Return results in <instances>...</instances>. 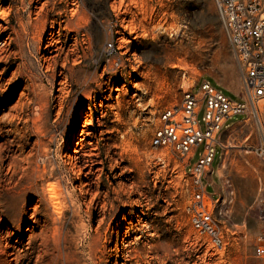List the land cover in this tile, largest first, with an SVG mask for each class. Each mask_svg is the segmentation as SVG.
<instances>
[{
    "label": "rangeland",
    "instance_id": "rangeland-1",
    "mask_svg": "<svg viewBox=\"0 0 264 264\" xmlns=\"http://www.w3.org/2000/svg\"><path fill=\"white\" fill-rule=\"evenodd\" d=\"M0 49V264H261L252 107L203 179L219 168L220 246L190 213L204 145L187 168L155 142L162 113L205 81L241 100L214 0H0Z\"/></svg>",
    "mask_w": 264,
    "mask_h": 264
},
{
    "label": "built area",
    "instance_id": "built-area-1",
    "mask_svg": "<svg viewBox=\"0 0 264 264\" xmlns=\"http://www.w3.org/2000/svg\"><path fill=\"white\" fill-rule=\"evenodd\" d=\"M223 21L232 51L239 63L243 93L240 101H233L213 88L209 81L184 94L179 105L164 111L162 126L157 130L155 142L159 148L170 149L174 159L186 164L198 146L204 145L203 154L190 169L194 177V206L190 208L192 224L201 234L222 245L220 227L211 212V206L220 204L207 195L203 178L212 173L217 146L224 148L218 135L228 128V121L237 116L249 118V107L258 119L260 146L258 152L264 160V0H214ZM207 104L205 131L201 130L199 113L201 104ZM230 128V127H229ZM254 257L264 264V234L255 238Z\"/></svg>",
    "mask_w": 264,
    "mask_h": 264
},
{
    "label": "crops",
    "instance_id": "crops-1",
    "mask_svg": "<svg viewBox=\"0 0 264 264\" xmlns=\"http://www.w3.org/2000/svg\"><path fill=\"white\" fill-rule=\"evenodd\" d=\"M234 93H235V95L237 97H239L237 92H234ZM192 157H194V154H193ZM217 175H218V183L217 184H214V185L210 184V185H207V186L204 185L207 195L210 196L212 198V200H219V199L222 198V189H223V187H222V179H221L220 174H219V168L217 170Z\"/></svg>",
    "mask_w": 264,
    "mask_h": 264
},
{
    "label": "bare ground",
    "instance_id": "bare-ground-1",
    "mask_svg": "<svg viewBox=\"0 0 264 264\" xmlns=\"http://www.w3.org/2000/svg\"><path fill=\"white\" fill-rule=\"evenodd\" d=\"M1 50V49H0ZM38 115V114H37ZM104 208V207H103ZM109 212V211H108ZM157 248V247H156ZM150 249H152V248H150ZM154 251H156V249L154 250ZM153 252V251H152ZM158 259V258H157ZM128 260V259H127ZM158 262V261H157ZM152 263V262H151ZM151 263H149V264H151Z\"/></svg>",
    "mask_w": 264,
    "mask_h": 264
}]
</instances>
